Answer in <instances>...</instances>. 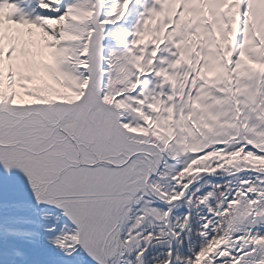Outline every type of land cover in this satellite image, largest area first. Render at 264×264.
<instances>
[{"label":"snow or ice","instance_id":"obj_1","mask_svg":"<svg viewBox=\"0 0 264 264\" xmlns=\"http://www.w3.org/2000/svg\"><path fill=\"white\" fill-rule=\"evenodd\" d=\"M0 264H264V0H0Z\"/></svg>","mask_w":264,"mask_h":264}]
</instances>
